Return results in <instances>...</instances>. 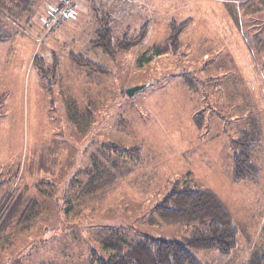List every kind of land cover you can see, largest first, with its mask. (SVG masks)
Segmentation results:
<instances>
[{
    "label": "rangeland",
    "instance_id": "374dc122",
    "mask_svg": "<svg viewBox=\"0 0 264 264\" xmlns=\"http://www.w3.org/2000/svg\"><path fill=\"white\" fill-rule=\"evenodd\" d=\"M64 1L31 0L30 12L9 13L1 2L12 3L0 0L1 34L10 36L0 42V200L26 188L37 207L26 230L8 232L0 264H88L91 251L108 257L98 239L109 234L185 237L183 226L150 217L169 183L187 178L222 202L239 237L229 261L206 250L193 256L201 264H245L264 249V76L248 46L264 37L262 0H71V17L48 23ZM105 15L114 41L135 38L143 26L144 38L114 57L91 49ZM186 20L176 53L143 62L171 21ZM69 53L107 73L78 68ZM35 55L48 68L56 59L55 79L39 78ZM241 131L258 138L252 160L262 173L233 183L231 144ZM113 145L139 146V161ZM43 147L51 154L39 170Z\"/></svg>",
    "mask_w": 264,
    "mask_h": 264
},
{
    "label": "trees",
    "instance_id": "16d2710c",
    "mask_svg": "<svg viewBox=\"0 0 264 264\" xmlns=\"http://www.w3.org/2000/svg\"><path fill=\"white\" fill-rule=\"evenodd\" d=\"M7 1L13 6L2 5L1 2L2 9L6 12L10 13L13 8L30 12L31 0ZM262 2L264 5V0ZM61 7L62 5L54 9ZM1 16L0 11V42L10 39V36L1 34ZM98 23V28L94 31V39L89 42V47L106 57H114L120 51L131 49L146 34L143 26L135 38L124 36L120 40L114 41V34L109 27V16L100 17ZM189 23L190 20L180 23L171 21L168 24L169 34L166 40L162 44L152 45L145 51L142 55L143 62H149L155 57L169 53H176L180 49V35ZM248 46L250 50L254 48L260 56L261 73L264 76V37L256 39L253 44L251 42V46L250 44ZM69 60L78 68H84L101 75L107 73L105 67L86 55L69 53ZM32 65L36 68L39 78L47 81L55 79L58 65L55 58L52 60L51 67L48 68L43 57L35 55ZM45 88L49 90L46 86ZM4 100L5 95H0V109ZM73 114L72 120L75 121V109ZM240 135V138L231 144L232 154L229 166L231 181L233 183L253 182L259 179L262 173L252 160V150L259 140L250 131H241ZM109 149H112L114 153H127L139 161V146L125 149L122 146L113 145ZM49 154H51L50 149L44 147L41 149L38 159L39 170L45 168ZM169 185L170 188L163 199L153 207L150 222L162 226H183L187 233L185 237L168 241L141 237L128 241L118 234H109L98 239L108 257L99 258L91 251L88 264H201L191 253L193 250L217 252L220 258L229 261L238 249L239 237L228 209L212 191L201 188L189 178L172 180ZM26 192V188L22 191L15 188L0 200V250L9 245L10 234L8 232L11 229L24 231L36 218V204L26 197ZM245 264H264V249L253 251Z\"/></svg>",
    "mask_w": 264,
    "mask_h": 264
},
{
    "label": "built area",
    "instance_id": "2783aa9c",
    "mask_svg": "<svg viewBox=\"0 0 264 264\" xmlns=\"http://www.w3.org/2000/svg\"><path fill=\"white\" fill-rule=\"evenodd\" d=\"M72 15L71 0H65L60 9H54L49 15V21L51 24H56L58 21H62L70 18Z\"/></svg>",
    "mask_w": 264,
    "mask_h": 264
},
{
    "label": "water",
    "instance_id": "95a60500",
    "mask_svg": "<svg viewBox=\"0 0 264 264\" xmlns=\"http://www.w3.org/2000/svg\"><path fill=\"white\" fill-rule=\"evenodd\" d=\"M144 88V86H139V87H133V88H130V89H127L126 90V94L129 96V97H133L134 94L137 92V91H140Z\"/></svg>",
    "mask_w": 264,
    "mask_h": 264
}]
</instances>
